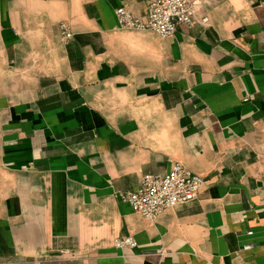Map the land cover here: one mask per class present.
<instances>
[{"label": "crops", "instance_id": "crops-1", "mask_svg": "<svg viewBox=\"0 0 264 264\" xmlns=\"http://www.w3.org/2000/svg\"><path fill=\"white\" fill-rule=\"evenodd\" d=\"M194 1L160 37L118 26L146 0H0V264H264V0ZM175 162L193 200L115 196Z\"/></svg>", "mask_w": 264, "mask_h": 264}, {"label": "built area", "instance_id": "built-area-1", "mask_svg": "<svg viewBox=\"0 0 264 264\" xmlns=\"http://www.w3.org/2000/svg\"><path fill=\"white\" fill-rule=\"evenodd\" d=\"M146 1L147 12L143 17L133 16L124 7L116 8L114 12L118 26L131 30H151L160 37H166L173 34L180 25L208 24L209 19L206 14L197 16L194 0ZM58 30L63 40L72 38L71 32L63 23L59 24ZM202 183L201 176L184 164L175 162L166 173L143 174L135 190L116 192L115 196L128 203L131 209L143 218L152 221L166 209L193 200ZM114 243L119 248H133L136 245L131 235L118 236L114 239ZM252 247L251 243L243 245V249Z\"/></svg>", "mask_w": 264, "mask_h": 264}]
</instances>
